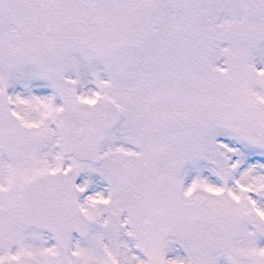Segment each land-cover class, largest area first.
Here are the masks:
<instances>
[{
  "label": "snow or ice",
  "instance_id": "6c2138e0",
  "mask_svg": "<svg viewBox=\"0 0 264 264\" xmlns=\"http://www.w3.org/2000/svg\"><path fill=\"white\" fill-rule=\"evenodd\" d=\"M0 264H264V0H0Z\"/></svg>",
  "mask_w": 264,
  "mask_h": 264
}]
</instances>
